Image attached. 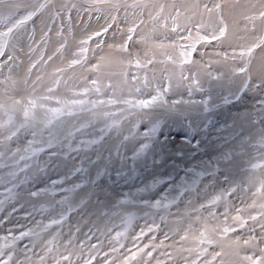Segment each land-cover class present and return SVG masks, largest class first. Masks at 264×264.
Returning <instances> with one entry per match:
<instances>
[{
  "label": "snow or ice",
  "instance_id": "1",
  "mask_svg": "<svg viewBox=\"0 0 264 264\" xmlns=\"http://www.w3.org/2000/svg\"><path fill=\"white\" fill-rule=\"evenodd\" d=\"M238 8L241 9L239 12ZM225 9H228L227 15ZM46 11L49 12V19L43 24L40 39L37 41L35 18L42 16ZM120 13H123L122 17ZM93 17L98 28L89 31ZM229 17L234 21L237 17L242 18L246 22L243 29L246 34L257 31V22L260 30L264 31V0H247L242 6L239 5V0L230 5L215 2L211 6L205 0L180 4L175 0L171 4L159 3L156 0H63L59 6L55 0H0V77H3L0 79V188L3 189L0 192V211L4 210L5 205H10L12 211L9 216L22 211L23 219L31 220L33 213L26 211L21 203L24 196L36 198L43 193L55 196L57 184H63V180L52 181L51 187L45 189L32 187L34 180L56 163L57 149L61 154H70L87 152L95 149L97 145L102 147L106 141L105 132L119 127L117 119H113L109 125L105 118H134L129 134L122 136V141H129L140 134L138 121L144 116L165 108L172 110L180 105H196L197 102L191 99L193 91L203 92L205 79L217 83L227 79L237 93L243 95L256 91L264 97V58L261 59L256 73L253 74L252 71L257 50L264 53V35L249 40L247 44L233 46L230 43L228 47L232 49L231 53H216L220 58L216 63L231 60L235 65L229 66L227 75L220 71H210L213 63L211 60L201 63L193 57L198 51V46L207 47L214 42L223 46L229 37ZM101 19L104 21L102 24ZM30 24L33 25L31 29ZM148 24L152 25L151 32L154 36L158 29H163L165 39L168 38L169 32L175 34L176 39L168 43H153L143 57L134 55L129 50L130 42H134V37L139 36L138 42L145 43L147 37L140 35V32ZM249 24L252 25L251 29ZM74 28L81 29L83 33L77 42V50L72 53L66 68H56L50 82L43 84L45 77L40 69L47 67L49 62L63 54L68 47V37L75 38ZM54 29L58 46L52 54L46 55ZM110 30L113 39L116 32H119L123 42L107 44V47L115 48L129 58L114 62L106 61L105 57L101 56L97 62L92 63L88 55L91 42L95 41L96 48L102 49L107 43L105 37ZM237 39L247 40L248 36H237ZM25 48L30 62L23 75L15 79L13 73L24 64L22 56L25 54ZM37 52L39 56L31 59ZM157 52L164 59L157 60ZM200 56L202 60L204 53L201 52ZM112 63L122 66L121 72L111 73L119 75L121 79L115 83L111 80L104 83L102 68L105 64ZM157 63L171 64L178 68V78H175L173 72L165 77L168 82L164 84L153 72L152 78L149 79V66L154 68ZM188 65L196 66L198 70L187 68L188 74L185 75V66ZM76 68L94 73L95 78L88 80L82 90L70 91L69 96L57 95L61 84L60 74L67 69ZM133 68L135 72H132ZM34 70L37 74L33 79ZM140 71L145 73L142 85ZM153 81L159 85L154 90L155 94L145 92ZM185 86L188 100L167 98L174 88ZM90 94L97 97L107 96V99L86 98ZM209 100L210 97L208 100H201L200 107L207 110ZM257 107L264 113V98L257 100ZM84 114L90 117L89 123L74 125L65 135L64 118ZM101 120H104L105 127L98 129V138H80L77 142L76 133H85L87 128L93 127L92 121ZM260 123L264 124V119ZM154 131L155 128L151 131L146 128L143 132L145 140L150 139L151 132ZM73 144L76 146L73 147ZM149 146L147 142L141 143L136 154L139 155ZM260 146L264 148V129L260 136ZM43 153H47V159L42 163ZM255 167L257 165H253V168ZM82 171L83 167H80L78 172ZM225 183L227 187L207 203H201L199 208H195L189 201V207L192 208L190 215L207 212V218L213 221L222 216L223 226L216 223L209 229L205 224L197 232H193L190 226L179 236L178 241H173V237L165 231L163 239L157 242L158 237L154 233L160 232L161 226L153 220L131 236V246L120 242V238L126 236V233L117 232L113 238L116 243H110L108 250H104L99 235H105L111 229L101 230L98 224H92L90 221L84 226L87 228V232L83 233L84 239L74 243L76 235L82 233V228L77 224L75 232L69 231L62 245L63 251H60V247L55 243V236L47 239L42 234L54 225L64 223L67 216L65 212H61L59 218L50 219L48 223L33 221L35 227H25L17 220L11 228H7L5 234L0 235V264H226V256L232 257L227 264H264V176L258 179L256 191H252V187L257 183V179L252 175L240 182L226 178ZM81 187V184H75L72 189L61 188L60 191L69 192ZM248 193L253 197L250 203L241 198L242 194ZM178 195L183 196V193ZM67 199L68 197L64 196L58 203L63 204ZM236 199H240L244 206H234ZM175 201V198L169 199L165 194L159 199H153L147 206L157 209L169 208ZM221 206L223 211H220ZM68 212L70 214L71 210ZM233 212L235 215L231 214ZM196 219L200 220L201 217L196 215ZM161 220H164L163 216ZM3 222L12 223L7 218ZM145 238L147 242H144ZM94 239L95 243L92 242ZM190 239L192 246H185ZM24 241L27 242L23 243ZM85 241L88 242L87 252ZM155 253L158 255H154ZM33 257L37 259L34 260ZM176 257H179V261Z\"/></svg>",
  "mask_w": 264,
  "mask_h": 264
},
{
  "label": "rangeland",
  "instance_id": "2",
  "mask_svg": "<svg viewBox=\"0 0 264 264\" xmlns=\"http://www.w3.org/2000/svg\"><path fill=\"white\" fill-rule=\"evenodd\" d=\"M185 1L187 0H175L176 3L179 2L178 4ZM224 1L229 2L231 0H205L210 6L212 3ZM58 2H63V0H55V3ZM156 2L171 4L173 0H156ZM225 15H227L226 11ZM120 16L122 17L123 13H120ZM48 19L49 12L35 18L34 26L36 27L37 41L40 39L41 28L44 23L48 22ZM85 19H87L86 16ZM145 19H147V16H145ZM229 20L233 21L232 27L229 25V37L224 41L223 46L216 42L207 47L198 46V51L193 54L194 59L201 63H207L211 60L213 63L210 71L214 73L220 71L227 75L229 66H235L231 60L216 63L220 59L216 56L217 52L227 51L231 53L232 49L228 47L230 43L233 46L247 44L249 40L264 35V31L260 30L259 22H257L255 33L246 34L243 31L246 22L242 18L234 21L229 17L228 23ZM103 22V19H101L100 24ZM32 26L30 24L29 29ZM248 27L251 29L252 25L249 24ZM97 28L98 24L95 17H93L89 31ZM151 28L152 25L148 24L140 32V35L147 37L145 43L138 42L139 36H135L134 42H130L129 50L134 55L138 54L143 57L153 43L159 41L168 43L176 39L175 34L170 32L168 38L165 39L163 29H158L154 36ZM74 32L75 38L68 37V47L63 54L54 61L49 62L47 67L41 68V73L51 72L53 74L58 67L66 68L67 62L72 58V53L77 50V42L83 36L79 28H74ZM54 33L55 29L48 42L46 55L52 54L58 46ZM245 35L248 36L247 40L237 39V36ZM105 39L107 43L102 49L96 48L95 41L91 42L88 55L92 63L97 62L101 56L105 57L106 61L112 60L114 62L129 58L115 48L110 49L107 47V44H120L123 42L119 32H116L115 39H113L112 30H110ZM93 52L95 53L94 57ZM201 52L204 53L202 60ZM38 56L39 52L35 53L31 59H36ZM22 59L24 64L13 73L14 78L21 77L30 62L27 48H25ZM160 59H164V57L157 52V60ZM187 68H192L193 71L198 70L196 66H185V75L188 74ZM256 70L257 68L252 67L253 74L256 73ZM121 71L122 66L117 63L105 64L102 68L104 83H108L109 80L113 83L120 80L119 75H111V73ZM135 71L133 68L132 72ZM179 71L171 64L157 63L154 68L151 65L149 66L147 75L151 79L154 72L159 81L167 84L168 81L165 77L175 72V78H178ZM36 74L37 72L34 70L33 79ZM61 74L64 75L61 78L63 86L60 88V92L58 89L56 94L64 97L69 96L70 91L82 90L88 80L95 78L94 73L85 72L81 68L67 69ZM144 74V71L139 72L141 85L143 84ZM5 75H7V70H5ZM2 78L0 77V79ZM175 78L173 80L174 85ZM158 86L157 82L153 81L145 89V92L155 94L154 90ZM203 88V92L193 91L191 99L197 102L194 106L185 104L172 110L165 108L144 116L142 120L138 121L140 134L135 139L122 141V136L129 134L134 118L109 117L105 118L107 124L110 125L113 119H117L119 127L105 132L106 141L102 147L97 145L95 149L87 152H71L70 154H61L57 149L56 163L40 173L32 184V187L38 186L47 189L51 187L52 181L63 180V184H57L56 186L57 194L52 196L50 193H43L36 198L25 195L21 203L26 211L33 213L31 220H24V212L22 211L9 216L12 209L10 205H5L4 210L0 211V235L5 234L6 229L11 228L17 220L25 227H35L33 221L48 223L50 219L59 218L61 212H65L67 216L64 223L59 226L54 225L42 234L47 239H52L55 236V243L60 247V251H63L62 245L68 237L69 231L75 232L77 224L82 228V233L76 235L74 243L77 240L84 239L83 233L87 232V228L84 226L89 224L90 221L92 224H98L101 230L111 229L105 235H99L98 233L99 239L103 241L104 250H108L110 243H116L113 238L117 232L126 233V236L120 238V242L131 246V236L139 232L145 224H151L153 220L161 226V231L154 233L158 237L157 242L159 239H163V232L165 231L173 237V241H178L179 236L190 226L193 232L202 229L205 224L209 229L216 223L223 226L222 216L213 221L211 218H207V212L190 215L192 208L189 207V201L192 202L195 208H199L201 203H207L220 190L227 187L226 178L229 181L236 180L240 182L246 179L247 176L252 175L257 179L256 186L252 187V191H256L258 179L264 176V148L260 146V136L262 129H264V124H261L260 121L264 119V113H261L257 107V100L264 97H261V94L256 91H249L243 95L237 93L227 79L219 83L205 79L203 80ZM209 97V107L204 110L200 107L199 102L208 100ZM86 98L107 99V96L97 97L95 94H90ZM167 98L169 100H188L187 87L174 88L173 93H169ZM89 120L90 117L87 114L76 117L73 120L74 123L68 129H65V135L67 130L73 129L74 125L88 124ZM245 122L251 126V130L244 127ZM92 124L93 127L85 130V133H91V135L76 133L77 142L80 138H98V129L105 127V122L104 120L92 121ZM146 128L150 131L155 128L148 140H145L143 136ZM118 133L120 138H118ZM45 138H47V134H45ZM144 142H147L150 146L137 155L139 145ZM75 146L73 144V147ZM117 149L119 150L118 155ZM239 155L244 156V160L238 169L226 165V162L234 160L235 156ZM46 159L47 153L41 154V162L43 163ZM253 165H257V167L253 168ZM80 167H83L82 172H78ZM75 184H81L82 187L69 192L60 191L61 188L72 189ZM83 190L87 191L88 204L73 202L71 195L80 193ZM2 191L3 189L0 188V192ZM178 193H183V196L178 195ZM165 194L168 195L169 199L175 198L176 200L169 208L161 207L157 209L147 206L153 199H159ZM64 196H67L68 199L63 204L58 203ZM241 198L249 203L253 199L251 193L242 194ZM233 203L234 206H244L241 204L240 199L234 200ZM104 204H110L112 207L102 208ZM19 207L18 204L17 208ZM101 208L102 210L98 211ZM69 209L71 210L70 214ZM220 211H223L222 206ZM231 214L235 215L234 212ZM196 215H199L201 219L197 220ZM162 216L164 217L163 221L161 220ZM98 217H101L103 222H98ZM5 218L12 221V223L3 222ZM229 223H231V220H229ZM173 241H166V243ZM92 242L95 243L96 240L94 239ZM144 242H147V238ZM87 243L85 241V252H87ZM185 246H192L191 239L185 243ZM37 252H39V249H37ZM154 255H158V253ZM160 258L164 259V257ZM33 259L35 260L37 257H33ZM176 259L179 261V257H176ZM224 259L226 264L231 261L227 256ZM49 260H51V257Z\"/></svg>",
  "mask_w": 264,
  "mask_h": 264
},
{
  "label": "bare ground",
  "instance_id": "3",
  "mask_svg": "<svg viewBox=\"0 0 264 264\" xmlns=\"http://www.w3.org/2000/svg\"><path fill=\"white\" fill-rule=\"evenodd\" d=\"M165 1V0H164ZM177 1H179V0H177ZM41 2H43V0H41ZM192 2V0H187V1H185V2H182V3H191ZM62 2H58V3H56V5L57 6H59V4H61ZM179 3V2H178ZM223 3H227V4H232V3H235V0H231V1H224ZM247 3V0H239V5H244V4H246ZM241 9L240 8H238L237 9V11L239 12ZM225 11H226V13L228 14V9H225ZM46 12H48V11H46ZM45 12V13H46ZM239 17H237L236 18V20L238 19ZM207 19V18H206ZM230 21V20H229ZM232 22L233 21H230L229 22V25H230V27H232ZM262 58H264V53H261L259 50H257V53H256V56H255V58H254V60H253V67H255V68H258V66H259V64H260V62H261V59ZM44 74V77H45V79H44V81H43V84H48L49 82H50V80L52 79V73L51 72H45V73H43ZM61 76V78L62 77H64V75L63 74H61L60 75ZM16 78V77H15ZM20 77H17L16 79H19ZM63 86V84H62V82H61V84H60V87H59V92H60V88ZM60 96V95H59ZM51 106H55V105H51ZM76 119V117H66V118H64V129H68L74 122H73V120H75ZM226 120V119H225ZM238 121V120H237ZM242 122V121H241ZM240 123V122H239ZM244 127H247V129H249L250 128V130H251V126L247 123V122H245V124H244ZM243 160H244V156H242V155H239V156H235V158H234V160H232V161H228V162H226V165L227 166H229V167H231V168H233V169H238L239 168V166L242 164V162H243ZM71 197H72V201L73 202H82V203H85L84 205H86V204H88V197H87V191L86 190H83L82 192H80V193H74V194H72L71 195ZM109 207H112V205L110 206V204H107V205H105L104 204V206L102 207V208H109ZM102 208L101 209H98V211H100V210H102ZM113 209H114V207H113ZM113 214H115L114 212H113ZM97 221L98 222H103V220H102V218L101 217H98V219H97ZM230 260L232 259V257H230V256H227Z\"/></svg>",
  "mask_w": 264,
  "mask_h": 264
}]
</instances>
